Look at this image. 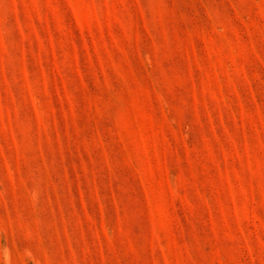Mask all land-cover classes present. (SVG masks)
I'll use <instances>...</instances> for the list:
<instances>
[{
    "label": "rangeland",
    "instance_id": "1",
    "mask_svg": "<svg viewBox=\"0 0 264 264\" xmlns=\"http://www.w3.org/2000/svg\"><path fill=\"white\" fill-rule=\"evenodd\" d=\"M0 264H264V0H0Z\"/></svg>",
    "mask_w": 264,
    "mask_h": 264
}]
</instances>
